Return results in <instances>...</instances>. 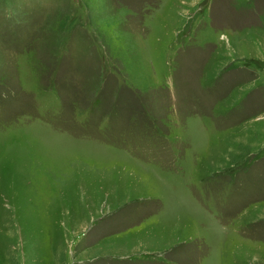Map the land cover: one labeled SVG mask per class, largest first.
<instances>
[{"label":"rangeland","instance_id":"rangeland-1","mask_svg":"<svg viewBox=\"0 0 264 264\" xmlns=\"http://www.w3.org/2000/svg\"><path fill=\"white\" fill-rule=\"evenodd\" d=\"M0 98V264H264V0H0Z\"/></svg>","mask_w":264,"mask_h":264},{"label":"trees","instance_id":"trees-1","mask_svg":"<svg viewBox=\"0 0 264 264\" xmlns=\"http://www.w3.org/2000/svg\"><path fill=\"white\" fill-rule=\"evenodd\" d=\"M5 95H7V93L5 92L4 93V96ZM6 99H10V97L7 95V98ZM62 101V103H63V105H65L64 104V102H63V99L61 100ZM100 104V100L99 99H97V100H95L94 101V105H99ZM2 100H1V98H0V107L2 108ZM2 111H3V108H2ZM89 114H90V116L92 115L91 114V111H89ZM150 127V125L148 126V128ZM151 129H153L154 131H156V129L157 128H155V126L152 124V128ZM154 135H155V138H156V140H155V142H154V144L156 143V142H160L161 143V145L159 144V146L162 148V150H163V152L164 151H169V147H168V144H167V142L166 143H164L165 141L163 140L162 141V139H161V136L159 135V133L158 134H155L154 133ZM133 146H135V145H133ZM154 146V145H153ZM136 147V148H135ZM135 147H132V148H134V149H136V150H138V149H141L139 146H135ZM156 151H158V152H160V150H156ZM239 185H236V184H234L233 185V188L231 189V193H230V195H229V197L227 198V199H229V198H231V197H233L237 192H238V190H239ZM208 190L210 191L211 190V188H209L208 187ZM212 193H214V191L212 192ZM223 202V201H222Z\"/></svg>","mask_w":264,"mask_h":264}]
</instances>
